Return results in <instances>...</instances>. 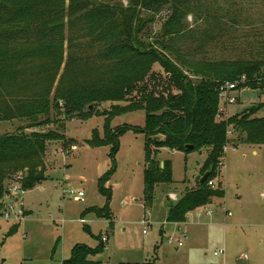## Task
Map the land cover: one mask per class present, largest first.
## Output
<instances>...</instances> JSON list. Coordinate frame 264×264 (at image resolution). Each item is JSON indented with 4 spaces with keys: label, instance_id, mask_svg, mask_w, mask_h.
Returning a JSON list of instances; mask_svg holds the SVG:
<instances>
[{
    "label": "trees",
    "instance_id": "trees-1",
    "mask_svg": "<svg viewBox=\"0 0 264 264\" xmlns=\"http://www.w3.org/2000/svg\"><path fill=\"white\" fill-rule=\"evenodd\" d=\"M123 1L0 0V122L25 119L33 126L51 112L83 121L96 114L106 118L104 138L93 133L86 143L91 147L111 145L112 158L121 136L142 133L146 205L157 186L172 183L171 162L164 160L161 167L159 161L162 149L204 154L195 187L168 204L166 221L181 224L188 213L224 197L221 181L215 189L208 182L220 173L218 164L228 145L229 128L244 134L242 143L264 144V118L256 117L264 104L222 121L216 119L222 104L220 86L237 83V91L264 92V61L190 58L195 51L187 49V44L199 36L187 34L188 15L205 22L202 36L207 41L216 30L222 31L223 17L211 10L209 0ZM160 10L169 14L162 20L160 36L150 43V20L143 19L142 13ZM154 65L163 71L161 76L153 72ZM26 70L28 79L40 86L23 96ZM104 103L115 104L110 111L100 112ZM139 110L145 114L143 128L110 127L114 116ZM51 140H61L66 149L75 145L73 139L65 142L56 132L25 133L20 128L0 135V199L18 173L24 174L21 186L26 191L48 178L44 156ZM113 171L114 166L99 179L101 193ZM208 171V179L199 184ZM94 212L110 219L106 208ZM15 229L13 225L8 234ZM103 250L101 240L94 248L76 245L61 264H101L92 258Z\"/></svg>",
    "mask_w": 264,
    "mask_h": 264
},
{
    "label": "rangeland",
    "instance_id": "rangeland-1",
    "mask_svg": "<svg viewBox=\"0 0 264 264\" xmlns=\"http://www.w3.org/2000/svg\"><path fill=\"white\" fill-rule=\"evenodd\" d=\"M207 2L214 13L218 11L223 17L222 31L216 30L213 39L207 41L202 36L205 22L188 15L187 34L199 36L187 44V49L195 51L190 58L264 61V0ZM168 14L165 10L142 13L143 19L150 20V43L160 36L162 20ZM28 72L23 76V96L40 86V82L28 79ZM153 72L163 74L158 65L153 66ZM233 95L237 102L225 108L228 117L264 104V92L260 90L246 88L234 91ZM113 104H102L100 112L110 111ZM256 117L264 118V108ZM105 119L95 114L86 121L68 120L51 112L38 118L35 126L25 119L0 122V135L20 128L25 133L56 132L65 142L73 139L75 144L66 149L61 140L49 141L44 156L48 178L23 196L25 217L11 234L8 231L13 223L0 218V264H61L70 258L76 245L94 248L103 237L107 238L104 250L92 258L101 264L146 260L155 264H238L242 258L246 264H264V144L242 143L244 134L229 128L228 145L220 161L224 197L197 212L199 217L195 211L190 212L186 216L187 226L179 231L165 219L168 197L175 193L177 200L171 202L175 203L185 191L195 187L204 154L162 149L161 157L171 161L173 182L157 186L150 205H146L144 135L128 132L121 136L112 158L111 145L91 147L86 143L93 133L104 138ZM144 124L145 114L141 110L114 116L110 121L111 128H143ZM113 166L114 171L103 185L105 193H101L99 179ZM23 176L18 173L10 185L20 184ZM79 191L84 194L83 202L75 199ZM105 208L110 219L99 218L94 212ZM143 218L149 220L147 230L140 223ZM80 219L85 223H79ZM182 231L185 237L181 236ZM170 236L180 240L182 246L169 244L166 240ZM219 250L223 255L215 256Z\"/></svg>",
    "mask_w": 264,
    "mask_h": 264
},
{
    "label": "built area",
    "instance_id": "built-area-1",
    "mask_svg": "<svg viewBox=\"0 0 264 264\" xmlns=\"http://www.w3.org/2000/svg\"><path fill=\"white\" fill-rule=\"evenodd\" d=\"M244 82V78L240 79V83ZM237 83L234 84H224L222 86H220L219 88V98L221 99V107L219 109L218 115H217V120L218 121H222L224 119H226V117H224V105H232L234 103H236L237 98L236 96L233 95L234 91H237ZM227 136H228V132H227ZM222 166L221 162L218 164V167L220 169V167ZM220 172V170H219ZM220 173L218 174V176L216 177V179L214 180H210L208 182V186L211 187L212 189H215L217 187V183L220 181ZM26 190H24L21 186V183H13L10 186H8L7 188V192L4 195V197L2 199H0V218L6 222H12L13 225H17L19 224L23 218L25 217V209H24V205H23V196L25 195ZM83 197L84 194L83 192L79 191L76 193V197L75 199L79 202H83ZM169 199L171 201H176L177 198L175 197V195L170 194L169 195ZM204 207H201L199 209L195 210L196 216L199 217L197 215V212L200 213L201 210H203ZM207 215H211V212L206 213ZM228 216H230V213H228ZM79 223L84 224L85 221L83 219L79 220ZM143 226H145L146 230L148 229V227L150 226V223L148 220H146L145 218H143L140 222ZM176 226V225H174ZM179 230V228L176 226V230ZM146 230H143V234H146ZM181 231V230H179ZM182 237H185V233L182 231L180 232ZM22 238H24V236H22ZM101 241L103 243L107 242V238L103 237L101 239ZM169 244L171 243H175L178 247L182 246V243L180 240H176L174 238H172L171 236L167 238L166 240ZM215 256H219V255H223V251L219 250L218 252H216L214 254Z\"/></svg>",
    "mask_w": 264,
    "mask_h": 264
},
{
    "label": "crops",
    "instance_id": "crops-1",
    "mask_svg": "<svg viewBox=\"0 0 264 264\" xmlns=\"http://www.w3.org/2000/svg\"><path fill=\"white\" fill-rule=\"evenodd\" d=\"M227 106H228V105H227ZM227 106L224 107V109H223V111H224V117H226V118L228 117L227 115H225V108H227ZM229 117H230V116H229ZM161 152H162V151L159 152V156H158L159 159H162V160H168V159H165V158H162V157H161ZM173 152H175V151H173ZM204 156H205V155H204ZM205 158H206V157H205ZM169 161H170V160H169ZM204 161H205V160H204ZM170 162H171V161H170ZM171 165H172V164H171ZM172 182H173V181H172ZM170 194L175 195V197L177 198V195H176L175 193H170ZM170 194H169V195H170ZM168 199H169V197H168ZM169 201H170L169 203L173 202V201H171L170 199H169ZM169 203H168V204H169ZM167 210H168V209H167ZM188 214H189V213H188ZM188 214H187V215H188ZM187 215H186V216H187ZM166 217H167V213H166ZM166 217H165V219H166ZM146 220H147V219H146ZM148 221H149V220H148ZM171 225H176V224H171ZM196 225H198V223H197ZM176 226H177V225H176ZM185 226H187V222L182 223V225L179 224V227H178V228H179V230H182V227H185ZM11 227H12V225L10 226L9 230L11 229ZM8 232H9V231H8ZM142 232H143V231H142ZM156 248H157V246H156ZM148 256H149V255H148ZM150 257H151V256H150Z\"/></svg>",
    "mask_w": 264,
    "mask_h": 264
},
{
    "label": "water",
    "instance_id": "water-1",
    "mask_svg": "<svg viewBox=\"0 0 264 264\" xmlns=\"http://www.w3.org/2000/svg\"><path fill=\"white\" fill-rule=\"evenodd\" d=\"M187 150H191L192 147L191 146H186ZM163 166V163L161 162V167ZM210 176V171L206 172L199 180V184H203L208 177ZM238 264H246L245 259L242 258L241 260L238 261Z\"/></svg>",
    "mask_w": 264,
    "mask_h": 264
}]
</instances>
